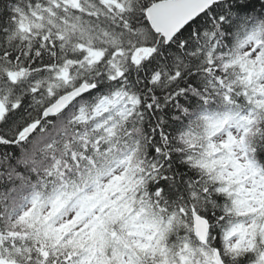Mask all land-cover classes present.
Instances as JSON below:
<instances>
[{"label": "snow or ice", "instance_id": "obj_1", "mask_svg": "<svg viewBox=\"0 0 264 264\" xmlns=\"http://www.w3.org/2000/svg\"><path fill=\"white\" fill-rule=\"evenodd\" d=\"M0 264H264V0H0Z\"/></svg>", "mask_w": 264, "mask_h": 264}]
</instances>
